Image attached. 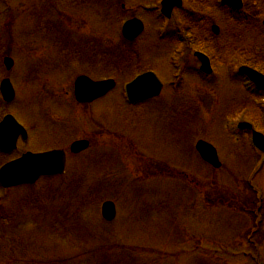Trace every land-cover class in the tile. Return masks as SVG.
Returning a JSON list of instances; mask_svg holds the SVG:
<instances>
[{
	"label": "rangeland",
	"instance_id": "1",
	"mask_svg": "<svg viewBox=\"0 0 264 264\" xmlns=\"http://www.w3.org/2000/svg\"><path fill=\"white\" fill-rule=\"evenodd\" d=\"M116 1L71 9L57 0H0V79L9 77L16 93L5 113L29 131L26 148L67 151L62 174L0 188V264H264V160L244 142L230 141L223 120L236 80L214 56L216 80L197 81L196 59L188 58L185 78L171 87V51L150 39L152 22L140 5L148 0H123V10ZM206 1L186 8L219 26L218 45L239 52L251 44L253 62L263 64L264 0H256L259 12L247 28L231 24L218 0ZM247 3L254 13L255 1ZM128 14L145 24L132 44L118 32L120 16ZM231 35L233 45L225 42ZM125 42L138 58L122 57ZM230 53H219L228 67ZM4 54L15 62L10 70L1 67ZM151 64L161 94L125 103L121 83ZM259 70L264 74V65ZM81 74L117 84L80 104L73 82ZM79 138L90 139L92 148L72 155L68 146ZM195 138L216 148L220 167L200 159ZM17 147L0 155V164L26 149L20 139ZM105 200L117 211L110 222L100 214Z\"/></svg>",
	"mask_w": 264,
	"mask_h": 264
},
{
	"label": "flooded vegetation",
	"instance_id": "2",
	"mask_svg": "<svg viewBox=\"0 0 264 264\" xmlns=\"http://www.w3.org/2000/svg\"><path fill=\"white\" fill-rule=\"evenodd\" d=\"M59 1V0H57ZM86 1L91 0H70L68 3L69 7L71 9H81L82 4ZM105 1V0H102ZM220 0H218V6H221L223 9L227 10L226 13L229 17V20L231 21V24L240 26V27H246L251 26L253 27V24L251 23V14L248 8L247 0H243V7L239 10H236L232 7L222 5L219 3ZM116 5L119 6L120 10H123L125 8L123 0H117ZM149 3H141V8L145 11L149 12V21L152 22V28H151V40L152 41H158L165 46H168L169 50L171 51L172 46L174 45L173 49L177 47V45H180L179 48H177V52L175 50L172 55L175 54L177 56V62L175 65L170 64L169 67V75L171 80V75H176L180 73V79L176 82V86L181 83V81L185 78V74L188 72V58H192L193 60L196 59L195 63H193L192 70L193 75L195 78L200 80V82H203V80H210L209 77H211L212 81L216 80L217 75L215 74L216 70L214 68V59L212 57H217L218 63L222 65L226 69L224 72L227 77L231 78L232 80H236L235 84L237 86V92H235V89L229 94V101H230V107L232 108L230 111V122L233 124V130H232V139H236L237 143L244 142L246 148L251 149V132L253 129L260 131L264 135V87H259L256 83H250L248 87H246L247 79L244 75H242L240 72L237 71V68L246 65L251 68L257 67V64L253 63L251 60V56L253 54L252 45L246 44V47L243 45V47L237 48L241 51L233 50L230 48V46L222 47L218 45V38L220 33V28L216 23H212L210 18L203 17L200 13H194V9L186 8L188 5H197L200 3V5L208 4L206 0H181V6L179 8L173 7V5L168 7L167 9L170 10L169 13V19L164 18L162 15L157 13L156 11L160 10L161 7V0H148ZM192 7V6H191ZM250 8V7H249ZM179 14L177 18L180 20L179 24L175 25V21L173 20L175 15ZM125 15H121L118 23L120 24L123 21V17ZM128 18H135L136 16L133 15H126ZM199 17V18H198ZM137 19H140L136 17ZM176 19V17H175ZM141 20V19H140ZM143 22V20H141ZM233 22V23H232ZM241 24V25H239ZM250 24V25H249ZM213 25L216 26L215 32H213ZM176 26V28H175ZM180 29H177V28ZM145 29V24L143 22V30ZM119 30V27H118ZM143 32V31H142ZM141 32V34H142ZM139 34L136 38H134L132 41H129L133 43L138 37L141 36ZM211 34V35H210ZM236 35H231L229 38L227 37L228 44L233 45L235 42ZM239 37V36H238ZM243 38V37H239ZM239 38H236L239 39ZM137 50H135L134 47V54H136ZM196 52H202L206 54L209 58L210 65L212 72L210 74H204L200 67L202 62L198 59V56L196 55ZM227 52H231L232 60L230 61V67L226 66L225 62L222 61V55L226 54ZM222 55H220V54ZM171 53H169L168 60L171 61L172 59ZM221 56V58H220ZM104 57V56H103ZM238 58V59H237ZM192 60V61H193ZM94 61L96 62L95 66L99 64L101 61L99 57L96 59L94 58ZM156 64V63H155ZM157 66V64H156ZM158 67V66H157ZM159 68V67H158ZM167 68V67H166ZM100 69H103L101 66ZM152 71L156 72L157 75L159 74L157 72V69L153 67L151 69ZM123 73V71L119 72ZM168 75V71H167ZM160 77V76H159ZM115 80V86L117 84L116 79ZM234 85V86H235ZM114 86V87H115ZM151 100V99H150ZM253 101L258 102V104H254ZM85 104V103H80ZM255 105L254 108H252V105ZM241 122H247L251 124V127H246L239 125ZM236 126V127H235ZM261 129V130H260ZM27 131V130H26ZM29 131H27V136L23 138L24 148H26L25 143L29 140ZM80 139H87L88 141V147L92 148V141L88 138H80ZM19 140V139H18ZM74 141V140H73ZM18 142V141H17ZM71 144V143H70ZM69 144V145H70ZM103 143L102 145H104ZM52 146H55L53 144ZM66 147V146H64ZM69 147V146H68ZM244 148L245 150H247ZM54 148L46 147L44 149H40L37 151H32L27 147L26 149H23V153L27 151L32 152H41L45 150H51ZM63 149L66 153L67 151L65 148ZM85 151V150H84ZM81 151L80 153H82ZM67 166V164L65 165Z\"/></svg>",
	"mask_w": 264,
	"mask_h": 264
},
{
	"label": "water",
	"instance_id": "3",
	"mask_svg": "<svg viewBox=\"0 0 264 264\" xmlns=\"http://www.w3.org/2000/svg\"><path fill=\"white\" fill-rule=\"evenodd\" d=\"M222 2L230 3L236 7L240 6L238 0H222ZM170 3V2H169ZM171 4V3H170ZM141 30L137 19L129 20L125 23L123 34L125 37L132 39ZM8 65L12 62L6 58ZM247 73L253 77L250 71ZM113 86L112 80L92 81L86 76H80L76 79L74 85V93L76 99L80 102L91 101L105 94ZM161 84L155 75L147 72L136 77L126 86V92L129 100H139L157 95L160 91ZM1 91L5 99L11 100L14 96L13 88L8 79L1 83ZM19 134L23 135V127L15 120L12 115H7L0 122V148L8 151L15 147L16 139ZM257 145L261 143L257 141ZM88 142L85 140H77L71 144V152H78L85 149ZM196 148L200 152L203 159L219 167L216 151L213 146L204 141H199ZM65 153L62 150H52L43 153L22 154L19 158L6 163L0 167V184L4 187H10L25 183H33L40 176L61 173L64 170ZM102 215L106 220H112L115 216L114 204L110 201L102 205Z\"/></svg>",
	"mask_w": 264,
	"mask_h": 264
}]
</instances>
